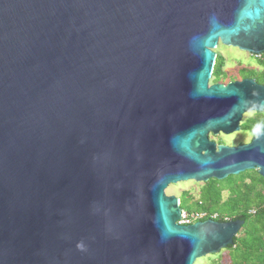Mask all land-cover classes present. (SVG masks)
<instances>
[{
  "label": "water",
  "instance_id": "obj_1",
  "mask_svg": "<svg viewBox=\"0 0 264 264\" xmlns=\"http://www.w3.org/2000/svg\"><path fill=\"white\" fill-rule=\"evenodd\" d=\"M222 44L264 54V0H0V264H194L240 218L177 223L170 184L264 178V83H212Z\"/></svg>",
  "mask_w": 264,
  "mask_h": 264
},
{
  "label": "trees",
  "instance_id": "obj_2",
  "mask_svg": "<svg viewBox=\"0 0 264 264\" xmlns=\"http://www.w3.org/2000/svg\"><path fill=\"white\" fill-rule=\"evenodd\" d=\"M257 61L259 65L264 63V59ZM223 64V57L217 55L212 73L213 82L222 81L226 76L222 71ZM258 71L263 74L264 68L261 67L260 70L241 68L239 78L249 77L254 78L258 83H264V77H253ZM245 72H249L250 75ZM235 79L236 77H232L231 81ZM255 114L241 123L242 130L253 133L264 127V114L261 112ZM216 142L224 143L221 139ZM223 191L227 192V198L221 201ZM188 200L196 204L198 211L213 213L216 212L211 210L213 206L224 207L222 213L216 212V220L243 219V230L235 236V244L228 248L236 251L235 256L242 258L240 264H264V178L257 170H246L237 175H229L223 180L211 178L202 184L196 200L184 192L180 198L182 210ZM251 209L254 212H250ZM229 264L234 263L229 262Z\"/></svg>",
  "mask_w": 264,
  "mask_h": 264
},
{
  "label": "rangeland",
  "instance_id": "obj_3",
  "mask_svg": "<svg viewBox=\"0 0 264 264\" xmlns=\"http://www.w3.org/2000/svg\"><path fill=\"white\" fill-rule=\"evenodd\" d=\"M216 54L221 55L223 57L224 64L222 67V71L226 73V76L223 78V80L218 82L231 81L232 77H236V79L239 80L240 79L239 70L241 68H248L255 70H260L261 67L264 68V63L259 65V62L255 58H253V56L246 54L238 49L226 47L222 44H220L217 47ZM245 73L250 75L249 72H245ZM257 76L264 77V73L261 74L258 71L256 75H254L253 77L257 78ZM212 83H214L213 79H212ZM255 113L256 112L251 111L244 114L242 118V122L249 117L255 116L256 115ZM261 113L264 114V110ZM252 136L253 134L251 132L244 131L242 129L239 132L230 135H224L220 133L218 135L213 136L212 134H210V138L212 140L217 141L218 139H221L224 141L225 144L228 145H237L240 143L248 142ZM203 183L204 182L184 181L176 184H170L165 189V193L167 195H175L180 199L182 194L184 192H187V194L191 196L193 200H196L199 196L200 187L202 186ZM226 198H227V192L223 191L221 201L225 200ZM187 209H190V211H197L198 208L194 202L188 200L183 205V210L186 211ZM211 210L216 211L218 213H222L224 211V207L213 206ZM242 230L243 228L241 227V229L238 232ZM235 253L236 251H234L231 248H224L217 254H211L196 259L194 264H229V262H232L234 264H240L242 258L235 256Z\"/></svg>",
  "mask_w": 264,
  "mask_h": 264
},
{
  "label": "built area",
  "instance_id": "obj_4",
  "mask_svg": "<svg viewBox=\"0 0 264 264\" xmlns=\"http://www.w3.org/2000/svg\"><path fill=\"white\" fill-rule=\"evenodd\" d=\"M253 58L255 59H264V54H260V55H255L253 56ZM264 206V203H263ZM250 212H254L253 209L250 210ZM206 217L211 218V219H215L217 217V213L213 212V213H209V212H205V211H181V217L180 219L177 221V223L179 224H183V225H188V224H192L196 221H200V220H204ZM224 219H228V218H224Z\"/></svg>",
  "mask_w": 264,
  "mask_h": 264
},
{
  "label": "flooded vegetation",
  "instance_id": "obj_5",
  "mask_svg": "<svg viewBox=\"0 0 264 264\" xmlns=\"http://www.w3.org/2000/svg\"><path fill=\"white\" fill-rule=\"evenodd\" d=\"M235 49H236V48H235ZM240 79H242V78H240ZM235 80H237V79H235ZM254 132H255V131H254ZM254 132H253V133H254ZM253 133H252V134H253ZM209 137H210V135H209ZM224 144H225V143H224Z\"/></svg>",
  "mask_w": 264,
  "mask_h": 264
}]
</instances>
